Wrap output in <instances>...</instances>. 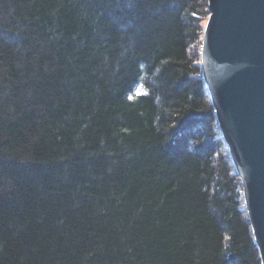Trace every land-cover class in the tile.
I'll list each match as a JSON object with an SVG mask.
<instances>
[{"label": "trees", "instance_id": "1", "mask_svg": "<svg viewBox=\"0 0 264 264\" xmlns=\"http://www.w3.org/2000/svg\"><path fill=\"white\" fill-rule=\"evenodd\" d=\"M207 0H0V264H261L199 67Z\"/></svg>", "mask_w": 264, "mask_h": 264}, {"label": "water", "instance_id": "2", "mask_svg": "<svg viewBox=\"0 0 264 264\" xmlns=\"http://www.w3.org/2000/svg\"><path fill=\"white\" fill-rule=\"evenodd\" d=\"M199 67L264 264V0H207Z\"/></svg>", "mask_w": 264, "mask_h": 264}, {"label": "rangeland", "instance_id": "3", "mask_svg": "<svg viewBox=\"0 0 264 264\" xmlns=\"http://www.w3.org/2000/svg\"><path fill=\"white\" fill-rule=\"evenodd\" d=\"M205 24V21L203 22V25Z\"/></svg>", "mask_w": 264, "mask_h": 264}]
</instances>
